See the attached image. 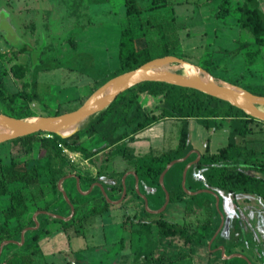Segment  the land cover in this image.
Here are the masks:
<instances>
[{
	"label": "rangeland",
	"instance_id": "rangeland-1",
	"mask_svg": "<svg viewBox=\"0 0 264 264\" xmlns=\"http://www.w3.org/2000/svg\"><path fill=\"white\" fill-rule=\"evenodd\" d=\"M146 2V0H137V5L143 8ZM249 4L257 9L264 25V0H250ZM175 6L179 18L193 14V2L191 1L184 3V5L175 4ZM14 7L22 9V17L14 13ZM27 9L29 15L25 12ZM28 16L36 22V26L31 27L29 21L23 30L19 21H23ZM225 16L222 18L226 22L231 23L233 21V14ZM147 17L149 18V16ZM144 18L146 17L141 18V22V19L136 21V17L127 16L124 0H0V47H2L1 45L17 47L23 41L25 42V35L28 30L35 33L34 30L38 29L35 37L38 39L37 42L29 41L28 43L27 61L30 74L34 80L39 81L37 88L39 96L36 101L40 104L25 106L26 100L23 98H21L22 101L17 99L8 104L0 100V112L14 117L27 118L56 115V112L60 114L76 108L95 88L109 78L123 72L119 66L120 27L131 25L134 28L136 21L135 39L137 47L144 45L143 33L141 32L143 27L138 26L140 22L145 24L144 28H147V33L149 32L146 34L147 37L158 39L157 31L160 29L156 27L150 30V26L146 25ZM242 34L245 38L253 39L252 33L246 28H243ZM68 38L75 39L78 42V47H72L66 40ZM163 41L164 38L163 40L160 39V43ZM168 51L200 65L214 78L264 96V45H252V47L243 48L229 57L218 56L215 59L206 60L199 55H182L179 48H169ZM161 52V47L154 50L155 54ZM17 58L18 51L14 49L0 54V82H4L10 91H14L21 85V81L15 80L12 75L8 76V79L6 77L9 67L16 62ZM58 63L63 66L75 67L78 81L83 85L81 92H78L81 96L74 99L76 89H71L63 91L62 94H66L70 99L73 97V100L60 101L58 106L41 104L44 99L40 95L43 91V86L40 83L50 79L49 72L44 70L45 68H55ZM202 65L207 66L208 69ZM20 66L24 69L22 62L21 65L16 63L13 69L16 71ZM25 66H27L26 63ZM165 68L177 72L182 71L177 64H168ZM94 116L92 115L82 121L78 125L79 129L84 130ZM240 120L238 118L222 119L215 117L210 120L209 127L205 129L194 125V122L190 124L183 120H158L134 134V137L129 141L127 152L134 157L132 160L135 161L149 154L173 155L178 146L182 129L188 133V143H192L198 149H202L205 144H208L209 151L213 152L228 142L232 136L231 129L235 127L233 135L235 143L240 148L243 147L247 150V154L240 157V161L255 159L264 161V122L257 119L251 120L248 124L249 133L242 136L237 134L238 128L242 125ZM214 122L220 124L218 128L212 124ZM39 136L51 137L52 134L41 131ZM82 137L83 143L88 146L90 143L86 141L87 137L84 134ZM59 146V157L50 158L46 157L44 152L38 155L36 144L30 153L24 154L19 144L10 141L0 143L1 162L7 163L11 160L27 158L29 168L39 173V182L24 189V191H31L35 200L31 210L21 219L24 228L30 227L25 230L24 238L30 237L33 231L40 226H44L47 231V233H40L38 243L30 247V249H35L37 245L39 246L36 254L32 257L31 264H143L146 263L143 256L150 250L154 256L162 253L172 256L178 253H189V247L178 238L171 239V241H175V245H171L163 239H154V236H158L157 225L154 222L158 217L184 224L190 231H196V238L208 239L207 248L202 243L195 244L192 247L196 253L193 252L187 257L165 264H217L222 263V261H224L222 264H242L235 257H227L230 247L243 249L241 239L237 240V236H245L244 225L237 218V208L232 206L228 199L222 200L220 204L218 201L216 203V197L214 200L211 192V196L207 198H204L203 193H198L194 199L187 197L184 202L169 204L165 209L159 210L158 206H155L156 204H153L151 200H147L148 203L145 204L146 201L139 196L137 191L142 193L141 189L143 188L140 182V186L139 183L136 186L137 191L135 189V192L124 196L109 209V212L85 217L90 207L100 208L105 202L109 203V199L117 200L121 196L123 188L121 189L119 173L112 175L108 173L109 175L102 182L105 194L95 189L89 197H86L84 202L80 200L79 204L74 207L73 214H70L68 202L73 198H80L78 196L82 195L75 187V176L79 177L81 190H85L90 184L88 181L95 179L90 177L95 173V168L100 166L104 171L107 168L110 170L113 166L107 167V164L104 163L106 159L103 160L98 156L86 161L84 159L86 153L82 154L80 151L70 150L63 145ZM250 150H252L251 153H249ZM138 151L140 154L137 153ZM114 153L115 159H121L118 151ZM192 157L193 155L187 159ZM121 163V161H117L115 166L119 167ZM175 164L179 165L178 162ZM50 168L54 170V180H51ZM70 173L74 176L68 182V187L67 182L63 183L62 180L64 176ZM259 174L262 176L260 177L262 180L258 182L257 187L264 191V172ZM81 177L85 178L82 179ZM60 181L65 196L59 189L58 183ZM129 181L130 179H126L125 186L130 185ZM21 185L20 183L16 186L21 187ZM186 185H191L189 176ZM134 186L135 182L128 190H132ZM197 187L192 184L190 190H195ZM161 188H163V181ZM81 198L84 199L85 197ZM6 204L7 199L0 197V208ZM44 208L48 209L46 211L61 217L40 212L36 214V220H39L38 226L25 227L26 222L32 218L33 214L36 211H44ZM45 215L48 216L46 220L44 219ZM77 216H83L80 223L79 221L73 222ZM63 217H67L66 220ZM53 218L64 220L69 225L64 228L61 223H57ZM40 221L41 223H39ZM1 222L2 215L0 213ZM143 222L151 226L150 237L144 236L131 241L129 239L130 230L140 227ZM14 224L16 223L12 221L10 226ZM6 234L7 232L0 227V244L5 240L18 241L17 239H9L10 236H5ZM215 236V240L211 241ZM9 243L14 242L10 241ZM216 243H220L218 246L224 247V257L222 248L210 252V249L215 250L217 248L215 247ZM3 247L0 251V264L5 262L6 249H16L14 246H6L4 249ZM16 250L21 251L22 249ZM25 264L28 262L26 261Z\"/></svg>",
	"mask_w": 264,
	"mask_h": 264
},
{
	"label": "trees",
	"instance_id": "trees-1",
	"mask_svg": "<svg viewBox=\"0 0 264 264\" xmlns=\"http://www.w3.org/2000/svg\"><path fill=\"white\" fill-rule=\"evenodd\" d=\"M165 1L166 0H151V8L163 5ZM124 4L127 16H139L140 10L136 0H124ZM226 4L227 0H222L215 12L216 17H224L229 13L230 8L226 6ZM236 11L239 13V25L252 33L254 44L257 46L264 45V25L257 9L250 8L246 3H243L236 7ZM136 21L134 28L129 25L122 28L120 32L119 66L122 71L135 68L141 63L157 56L174 54L168 51L169 48L166 42L160 43L159 38L149 39L145 42L144 46L137 47L135 45ZM138 26L140 27L141 25L138 24ZM248 46L249 44L244 42L240 45V48L243 49ZM158 47L162 48V52L155 54L154 50L158 49ZM204 67L208 69L207 66ZM142 92L154 96H161L156 105V108H159L158 112L154 110L144 111L142 109L138 102V96ZM127 93L130 94L128 95ZM34 97V93L29 96L22 92H9L0 86V100L5 104L17 100L18 98H23L26 100V103H24L26 106L28 105V99H34ZM20 101H22V99ZM56 114H58V112H56ZM215 117H220L222 119H241L242 125L238 128L237 134L242 136L249 133L250 128L248 124L251 120L255 119L241 109L231 105L229 102L210 96L196 89L160 81H143L118 94L105 109L95 114L94 118L84 130L78 129L66 137H61L54 133H50L52 134L51 137L39 136L41 131H37L25 136L13 138L9 141L14 144H19L24 154L30 153L36 144L38 155L44 152L43 154L50 158L59 157V145H63L70 150L84 152L86 155H93L123 138L127 137L132 139L133 134L137 131L164 118H180L185 121V123L188 122L189 118H196L200 120L201 124L208 128L211 123L210 120ZM212 124L215 128H218L220 125L215 122ZM121 127L123 131L114 134ZM234 132L235 127L231 129L232 136L228 142L224 146L217 148L216 151H209L206 145L198 161L192 163L187 168L185 175V180H187L189 176L193 181V185L200 187L202 184L204 188L212 190L214 192L212 197L215 200L216 195L219 204L222 200L228 199V202L232 206H235V198L239 193H256L264 198V191L257 187L258 182L262 180V178L256 177L249 172V170L264 172V161L258 159L240 161V157L246 155L247 150L243 147L240 148L235 143L233 138ZM83 134L86 136L99 135L102 139L106 140L108 144L87 151L81 142ZM129 134L131 135L129 136ZM187 138V131L182 129L178 146L173 155L149 154L138 158L135 162L134 172L138 179L149 180L150 185L156 187L154 192L146 193L147 197L156 202H160L164 199V191L158 181L159 176L168 162L182 157L190 149ZM125 151L126 147H124L123 151V155L126 158H134L132 155H127ZM251 152L252 150L249 151V153ZM60 160L63 161V159ZM27 161V158L11 160L7 163L0 161V197H5L7 199V204L0 208V213L2 215L0 227L7 232L5 236H10L9 239H17L18 241H20V232L24 228L21 224V219L31 210L35 200L34 194H32L31 191H24V189L29 185L39 182V173L36 170H31ZM178 163L179 165L175 163L172 164L163 175V186L168 193V202L182 201L187 195L181 186L182 170L186 161ZM53 171L54 170L50 168L51 180H54ZM198 171L201 175L200 178L195 173ZM20 183L22 184L21 187L16 186ZM185 186L190 189L192 185ZM132 191L135 192V189L133 188ZM188 197L193 199L195 195H189ZM80 198H73L74 200L72 199L71 201L79 202L82 200V198ZM109 206L110 204L108 202H105L100 208L92 206L86 212L85 217L102 214L109 210ZM44 210L48 209L44 208ZM82 217L83 216H77L73 222L79 221L80 223ZM44 219H48V216L45 215ZM53 219L61 223L64 228L69 225V223L59 218ZM12 221L16 224L10 226ZM41 221L39 223H41ZM154 222L157 225V237L159 239L168 238L171 240L173 238H178L184 245L189 247L190 252L188 254L179 253L177 256L178 259L191 255L194 250L192 246L195 244L202 243L207 248L208 239L196 238V231H190L184 224L171 222L163 217L156 218ZM34 224L33 218H30L26 222L25 227ZM40 233H47L44 226L36 228L33 234L28 238H24L23 242L19 245L17 243L4 244L3 249L6 246H14L17 249H22L21 251L16 250L9 253L5 257L4 264H25L26 261L28 264H31L32 257L36 254L39 246L37 245L35 249H30V247L38 243V236ZM80 233L82 234V231ZM150 234V224H145L143 222L140 227L130 230L129 239L132 241L133 239H139L144 236L150 237ZM168 243H170V241ZM218 245L219 244L216 243L215 247ZM143 257L146 260V263L143 264H165L171 261L170 256L163 253L154 256L152 251L146 252ZM234 257L241 261L242 264H248L244 258L239 256ZM222 263H224V261H222Z\"/></svg>",
	"mask_w": 264,
	"mask_h": 264
},
{
	"label": "crops",
	"instance_id": "crops-1",
	"mask_svg": "<svg viewBox=\"0 0 264 264\" xmlns=\"http://www.w3.org/2000/svg\"><path fill=\"white\" fill-rule=\"evenodd\" d=\"M146 1L147 2L143 8H140L137 5L140 10V14L138 17H136V20L141 19L143 16H145L146 18H144L143 20L146 21L145 23L147 26H150V30L151 28L158 27L160 29V31L159 30L157 31L158 38L162 40L164 38L163 42H166L168 48H179L182 55H199V56L204 57V60L215 59L218 56H221V57L228 56L229 57L233 53H236V52L238 53L239 51L242 50V48H240V45L244 42H247L249 44L248 47H252V45H255L253 42L254 38L251 40V38L249 37L245 38L244 35L242 34L243 27L239 25V21H238L239 13L236 11V7L240 6L243 3H246L247 6L250 8H255L249 4L250 0H227L226 6L230 8V11L228 14H233V19H232L233 21L231 23L226 22L224 18L222 17L215 16V12L217 11L218 6L222 2V0H190L191 2H193V14L191 15L187 14V15L181 16L182 18L178 17L179 15L175 9L176 7L175 4L184 5V3H188V2L190 3V1L188 0H179V1L166 0L163 5H159L154 8H151V0H146ZM13 11L17 16L18 15L21 16V13L23 12L22 9L18 7H14ZM25 12L29 15L28 9ZM147 16H149V18ZM29 21H30L29 25H31V27L36 26V22H34V20L28 16V18L24 19L23 21H19V23L21 24L20 26H22L23 30H25V26L29 23ZM140 21L142 22V19ZM141 22L139 23V25L143 27L141 29V32L143 33V39H144L143 41L145 45V42L149 40L151 37H147L146 34H149V32L147 33V30H146L147 28H144L145 24H142ZM41 27L43 28V25ZM37 30H34L35 33H31L28 30V33L26 34L27 36L25 35V39H26L25 42L23 41V43L21 45H18L17 47L14 45L13 46L1 45L2 47H0V54L5 53V51L8 52L10 51V49H14L18 51L17 60H19L20 62L15 60L16 62L9 67V71L6 77L8 79L9 78L8 76L12 75L15 78V80L21 81L20 87L16 88L14 91H10L9 89H7L4 82H0V86L9 92H22V93L28 94L29 96L32 93H34L35 94L34 99H28V103H27L28 105H31V106L37 105V104L40 105L39 102L36 101V98H38L39 96L38 89H37L39 86L38 84L39 81L33 79L32 75L30 74L29 67H28V61H27L28 60L27 58L28 50H29L28 43L29 41L37 42L38 39L35 38ZM121 30H122V27H120V32ZM29 37L31 38V40ZM66 40L70 43L72 47H78V44H77L78 42L75 39L68 38ZM135 45L137 46L136 39H135ZM21 62L24 63V69H22V66H20L15 71L13 67L15 66L16 63L17 64L20 63L21 65ZM25 63L27 64V66H25ZM44 71L49 72L50 79H48L46 82L42 84L40 83V85L43 86V91L40 93V95H41V98L44 99L42 103L40 102L41 104H44V105L51 104V105L58 106L61 103L60 101H66V100L71 101L73 100V97H75L74 99H77L81 96L80 94H78V92L79 93L81 92L83 85L79 83L80 81H78V78L76 76L77 71L75 67L63 66L58 63L55 66V68L54 67L45 68ZM71 89L72 90L76 89L75 90L76 95L71 97V99L70 97H67L66 94L64 95L62 94L63 91H67ZM160 97H161L160 95L154 96L146 92H142L138 96V102L140 103L144 111L154 110L155 112H158L159 108H156V105L159 102ZM18 100L20 101L21 99L18 98ZM161 120H182V119L164 118ZM191 122H194V125H198L199 127H203L204 129L206 128L203 124L200 123L199 120H196V118H189L188 123L191 124ZM122 131H123V128L119 129L114 134H117L118 132H122ZM134 134H133V137H134ZM130 135L131 134H129V136ZM86 137H87L86 141L89 142L90 144L86 146L83 143V140H84L83 137L81 138V142L87 151H91V150L100 148L108 144V142L102 139L99 135L86 136ZM130 140H131L130 138L126 137L100 150L99 152L93 155H84L85 156L84 159L86 161L88 160L90 161L91 159H94L98 156V158H102L103 160L106 159L104 163L107 164V167L111 165L113 167L110 170L109 168H107L104 171L103 169L100 168V166L98 168H95L96 169L95 173L90 176L91 178H95V179L88 181L90 182V184L85 188V190H81V185L78 181L79 177L75 176V178L78 179L76 180L75 187L77 188V190H79L82 193V195L80 194L78 197H83V196L85 197L84 199L82 198L83 202L85 201L86 197H89L90 194L93 191H95V189H98L102 193H104V186L102 185L103 180H105L109 174L112 175V174H116L117 172L119 173V177H120L121 189L124 187L123 197L128 196L131 192L133 193V191L132 190L129 191L128 188H130L133 182L136 181L135 177H137V175L134 172V166H135L136 161L132 159H128L123 155L124 147H126L125 153L127 155H130V153L127 152V148L130 144L129 142ZM206 145L209 147L208 144H205L204 148L198 149L195 145L189 142L190 149L187 151L185 155L180 157V158L184 157V159L179 160L177 162L186 161V164L183 167L184 169L187 165L199 159L200 155L205 150ZM115 151H118V153H120L121 157L119 156V158L121 159L114 158ZM80 153L83 154L84 152L80 151ZM137 153L140 154L139 151ZM191 155H193V157L190 159H187ZM117 161L122 162L120 164L121 166L119 167L115 166ZM249 172L252 173L256 177H262L259 174L262 172H259V171L256 172L254 170H249ZM123 173L125 174L122 176ZM182 173H183V170H182ZM73 176L74 174H71V173L64 176L62 182L63 183L67 182L66 185L69 187L68 182H70V179ZM198 176L199 178L201 177V175H198ZM81 178L84 179L85 177H81ZM126 179H130L129 181L130 185L128 187L125 186ZM158 181L161 186L162 184H161L160 179ZM185 181L186 180H184V183H182V178H181V186L187 194L184 197V199H186L189 195H196L198 193H203L205 195L204 198H207L210 196V189L204 188L202 184L200 185V187H197L195 190H190L191 188L188 189L185 186L186 185ZM140 182H141V187H143L141 189L142 193H140L139 190L137 191V188L135 186H134V189H136L139 196H141L146 201L145 204L148 203L147 200H151L153 204H156L155 206H158V209L162 208L163 206L164 207L162 209H165L169 204L181 203L185 201L183 199L182 201L165 203L166 195H165L164 188H162V190L164 191V199L160 202H156L155 200H152L146 195V193L148 192L149 193L154 192L156 189L155 186L150 185L149 180H144V179L142 180V179H138L137 177V185L139 183V186H140ZM192 182H193L192 179H190L191 185L193 184ZM122 190H121V195L123 193ZM123 197L120 196L117 200L109 199L108 201L109 203H111L109 206V209L112 208L113 205H115V203H118ZM235 200H236L235 208H237V212H238L237 218L244 225L245 236H237V240L241 239L243 249L241 248L240 250V249H235L233 247H230L229 252H228L229 254L227 253L228 254L227 256H230L231 254H236V253L242 254L244 257H246V259L251 264H264V198L256 193L248 192V193L237 194ZM68 203L70 207V214H73L71 213L72 208L74 210V207L77 206L79 202L70 201ZM106 212H109V210ZM67 217L65 218L63 217V219L66 220ZM27 228H30V227H27ZM215 238L216 236L212 238L211 241L215 240ZM154 239L159 240L157 236H154ZM224 240L226 241V238H224ZM163 241L169 242L171 240H169L168 238H165L163 239ZM174 242L175 241H171L170 242L171 245H175ZM208 247H210V245H208ZM220 248L223 249L221 251L224 257L225 251H224L223 246H217L215 250L210 249V252H215L216 250H220ZM16 249H13V248L6 249L5 255L7 256L9 253L16 251ZM193 252H195V250H193ZM178 254H174L173 256L168 255V254L166 255L171 257V261H175V260H178L177 258ZM185 254H188V253H185ZM232 257L234 256H230L229 258H232Z\"/></svg>",
	"mask_w": 264,
	"mask_h": 264
},
{
	"label": "water",
	"instance_id": "water-1",
	"mask_svg": "<svg viewBox=\"0 0 264 264\" xmlns=\"http://www.w3.org/2000/svg\"><path fill=\"white\" fill-rule=\"evenodd\" d=\"M168 64H177L181 67L182 71L177 72L169 68H165V66ZM202 75H204L206 78L204 79ZM214 79L217 78L211 76L206 69L182 57L173 54L157 56L141 63L135 68L125 70L109 78L100 86L95 88L92 93L89 94L79 106L70 111H66L56 115L37 117V120H29L28 118L30 117H14L0 112V143L4 141H9L16 137L25 136L37 131L54 133L61 137L69 136L74 131L79 129L78 125L82 121L105 109L116 98L118 94L143 81H160L196 89L210 96L227 101L231 105L241 109L249 116L264 122V111L259 108L260 106L264 105L263 95L238 88L228 82L227 83L229 85H220L214 82ZM182 159H184V157L171 160L166 164L165 168L159 176L161 184L165 171L172 164ZM189 166L190 164L183 169L182 183H184L186 170ZM135 178L136 187L137 177ZM76 180L78 179L76 178ZM58 186L59 189H61L63 195L65 196V192L61 187V181L58 183ZM164 191L166 195L165 203H167L168 193L165 188ZM210 192L214 193L212 190H210ZM123 194L124 187L121 197H123ZM215 197L217 203L218 197L216 195ZM162 208H160L159 210H161ZM40 212H44L54 217H61L60 215L53 214L45 210L36 211L32 216L35 222V227L38 226L36 214ZM71 213H73V208ZM26 229L27 228H24L22 230L20 234L21 239L19 242L14 240H5L3 243H1L0 251L2 249V246L6 243H9L10 241H13L17 244H21L24 240V232ZM230 256L242 257L248 262V264H251L242 254L236 253L231 254Z\"/></svg>",
	"mask_w": 264,
	"mask_h": 264
},
{
	"label": "bare ground",
	"instance_id": "bare-ground-1",
	"mask_svg": "<svg viewBox=\"0 0 264 264\" xmlns=\"http://www.w3.org/2000/svg\"><path fill=\"white\" fill-rule=\"evenodd\" d=\"M173 67V66H172ZM202 77L205 79L206 77L202 75ZM214 82L220 84V85H229L227 82L220 80V79H214ZM262 111H264V105L259 107ZM29 120H37V117H30Z\"/></svg>",
	"mask_w": 264,
	"mask_h": 264
},
{
	"label": "flooded vegetation",
	"instance_id": "flooded-vegetation-1",
	"mask_svg": "<svg viewBox=\"0 0 264 264\" xmlns=\"http://www.w3.org/2000/svg\"><path fill=\"white\" fill-rule=\"evenodd\" d=\"M186 153H187V152H186ZM186 153H185V154H186ZM185 154H184V155H185ZM197 161H198V160H197ZM197 161H195V162H197ZM195 162H192V163H195ZM192 163H191V164H192ZM191 164H190V165H191ZM195 173H196L197 175H200V174H199V171H198V172H195Z\"/></svg>",
	"mask_w": 264,
	"mask_h": 264
}]
</instances>
